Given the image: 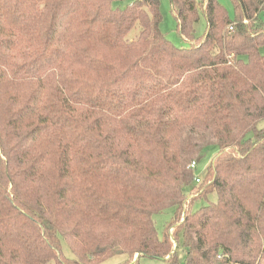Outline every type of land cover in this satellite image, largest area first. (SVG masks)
<instances>
[{
    "label": "trees",
    "instance_id": "trees-1",
    "mask_svg": "<svg viewBox=\"0 0 264 264\" xmlns=\"http://www.w3.org/2000/svg\"><path fill=\"white\" fill-rule=\"evenodd\" d=\"M123 1L0 0V264H264V0Z\"/></svg>",
    "mask_w": 264,
    "mask_h": 264
},
{
    "label": "rangeland",
    "instance_id": "rangeland-1",
    "mask_svg": "<svg viewBox=\"0 0 264 264\" xmlns=\"http://www.w3.org/2000/svg\"><path fill=\"white\" fill-rule=\"evenodd\" d=\"M135 0H125L120 3H116L115 7L120 8H126L128 5L132 4ZM221 5L228 10V12L232 15V5L230 0H219ZM161 13L163 16L162 23L160 25L161 31L163 34H165L176 47L178 48H189L191 43L185 39H183L179 32L177 31V23L175 15L172 11V3L171 0H162L161 1ZM264 16V12L262 14ZM200 19L195 24V35L196 37H201L204 35L206 31V20L203 14V11L201 10L199 12ZM261 55L264 56V46L260 48ZM261 128L264 127V122L259 126ZM218 154V149L214 146L209 147L206 149L203 153V157L199 162L198 165V171L197 174L200 175L201 181L202 177L205 173V170L209 167L213 159ZM217 199L216 194H211L207 197V199H201L199 200L195 205L194 209H199L201 207H204L211 202H215ZM189 206V205H188ZM174 209L166 210L165 212L161 214L155 215V223L157 227V231L160 237H162L165 233V227L166 225L173 219L174 217ZM184 220V215L182 217V220ZM170 233H172V230H170ZM174 246L176 247V242L174 241ZM127 257L124 255H117L114 258H111L104 262L103 264H123L127 261ZM138 259V255L135 256V259L133 261V264L136 263ZM184 259V252L180 253V262L182 263ZM138 264H169L167 260L162 259H155V258H149V257H141L138 261Z\"/></svg>",
    "mask_w": 264,
    "mask_h": 264
},
{
    "label": "built area",
    "instance_id": "built-area-1",
    "mask_svg": "<svg viewBox=\"0 0 264 264\" xmlns=\"http://www.w3.org/2000/svg\"><path fill=\"white\" fill-rule=\"evenodd\" d=\"M245 23H247V21H245ZM190 167L192 169L198 171V163L196 161L193 162ZM197 171H196V174H195V177H194V184L195 185H200L202 181H201L200 175L197 174ZM180 264H182V263H180Z\"/></svg>",
    "mask_w": 264,
    "mask_h": 264
},
{
    "label": "water",
    "instance_id": "water-1",
    "mask_svg": "<svg viewBox=\"0 0 264 264\" xmlns=\"http://www.w3.org/2000/svg\"><path fill=\"white\" fill-rule=\"evenodd\" d=\"M155 259H157V258H155Z\"/></svg>",
    "mask_w": 264,
    "mask_h": 264
}]
</instances>
